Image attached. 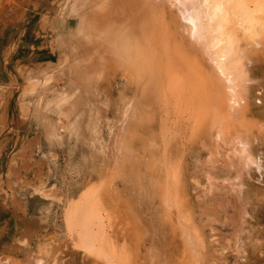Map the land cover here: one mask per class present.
Returning <instances> with one entry per match:
<instances>
[{
  "label": "rangeland",
  "instance_id": "obj_1",
  "mask_svg": "<svg viewBox=\"0 0 264 264\" xmlns=\"http://www.w3.org/2000/svg\"><path fill=\"white\" fill-rule=\"evenodd\" d=\"M195 1L0 0V264H264V0Z\"/></svg>",
  "mask_w": 264,
  "mask_h": 264
},
{
  "label": "bare ground",
  "instance_id": "obj_2",
  "mask_svg": "<svg viewBox=\"0 0 264 264\" xmlns=\"http://www.w3.org/2000/svg\"><path fill=\"white\" fill-rule=\"evenodd\" d=\"M191 1L192 0H190V3L189 4H191ZM197 1V0H196ZM195 1V2H196ZM208 1L209 0H202V2H200V3H198L197 2V4H195V6H194V9H192L191 10V6L189 7L190 9H184L183 10V16H184V18L186 19V20H188L189 22H190V24H191V30H192V32L193 33H198V34H201V33H204L207 29V26H209V25H207V23H205L204 22V19H206V18H204L205 16L207 17H211V18H213V16L214 15H216L217 13H219L220 14V12L222 11V10H224L225 8H223V6L224 5H226L224 2H222V1H224V0H220V1H218V0H216V2L214 1V3H213V1H212V3L213 4H211L210 3V6H211V8H212V13H209V14H207L206 13V8L208 7V9H210L209 7V3H208ZM228 1V5L226 6V9L227 10H231V12L233 13V16L235 15V17L234 18H236L237 19V22L238 21H240L239 23L242 25V27L244 28V30H250V29H252L253 30V28H254V26L252 25V17H251V15L249 14V12L239 3V2H237L238 0H227ZM100 2V1H99ZM220 2H222V3H220ZM194 4V3H193ZM99 7V6H98ZM225 7V6H224ZM192 8H193V5H192ZM208 11H210L211 12V10H208ZM80 13V12H79ZM82 13V12H81ZM108 13V12H107ZM225 13H226V11H225ZM94 15V14H93ZM118 15V14H117ZM225 15V16H224ZM223 15V17L224 18H222L221 19V21H219L218 20V23H216V25H217V30H220L219 32H222V27H223V25L225 24V23H228V21L227 20H229L228 18H226L227 16V14H224ZM97 16V15H96ZM105 16V15H104ZM218 16V15H217ZM72 17V16H71ZM209 17V18H210ZM121 20V19H120ZM216 19L214 18V21H215ZM227 21V22H226ZM117 22H118V20H117ZM239 25V24H238ZM241 25H239V26H241ZM257 26V25H256ZM241 27V28H242ZM258 27V26H257ZM209 28H210V26H209ZM206 29V30H205ZM256 29V28H255ZM258 29V28H257ZM256 29V30H257ZM212 30V29H211ZM216 30V31H217ZM256 30H254V31H256ZM253 31V32H254ZM244 32V31H243ZM218 33V32H217ZM254 33H256V32H254ZM219 34V33H218ZM246 34V33H245ZM250 34V33H249ZM122 35V34H121ZM250 36V35H249ZM214 37H215V35H214ZM121 38V37H120ZM213 39V38H212ZM226 39V37L223 35V32L221 33V35L219 34V37L216 39V41H217V43H216V41L215 42H213V40L211 41V43L213 42V43H215V44H220V46H219V48H218V50L217 51H221V55H220V57H225L226 55V51H224V49H225V47H226V43L224 44V40ZM215 40V39H214ZM213 43H212V47L214 48V46L215 45H213ZM217 46V47H218ZM229 49V48H228ZM229 51V50H228ZM217 53V52H216ZM229 53V52H228ZM228 56V55H227ZM224 60V59H223ZM218 62V61H217ZM220 65V64H219ZM222 65V64H221ZM220 65V66H221ZM224 65V64H223ZM222 67V66H221ZM228 81H231V79L229 78H226ZM231 83V82H230ZM232 83H233V81H232ZM231 90L233 89L232 88V86H230L229 87ZM231 100L232 101H236V99L234 98V96L231 98Z\"/></svg>",
  "mask_w": 264,
  "mask_h": 264
}]
</instances>
